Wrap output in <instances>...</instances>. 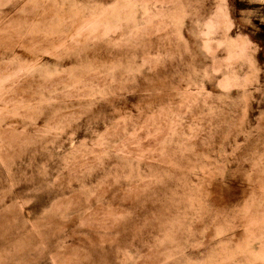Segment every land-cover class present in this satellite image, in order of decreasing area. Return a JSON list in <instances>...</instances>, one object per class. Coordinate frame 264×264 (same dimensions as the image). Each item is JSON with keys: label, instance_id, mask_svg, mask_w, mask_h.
<instances>
[{"label": "rangeland", "instance_id": "obj_1", "mask_svg": "<svg viewBox=\"0 0 264 264\" xmlns=\"http://www.w3.org/2000/svg\"><path fill=\"white\" fill-rule=\"evenodd\" d=\"M0 264H264V0H0Z\"/></svg>", "mask_w": 264, "mask_h": 264}]
</instances>
